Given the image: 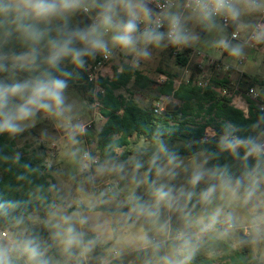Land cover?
<instances>
[{
	"label": "clouds",
	"instance_id": "obj_1",
	"mask_svg": "<svg viewBox=\"0 0 264 264\" xmlns=\"http://www.w3.org/2000/svg\"><path fill=\"white\" fill-rule=\"evenodd\" d=\"M152 2L153 0H0V73L9 72V63L14 70L38 73L23 81L12 76L0 79V134L15 136L22 133L34 123L38 113L59 119L73 142L77 134L84 132L82 123H73V105L66 102L67 78H71L73 73L60 67L64 60H69L76 68L82 69L87 63L85 58L94 59L97 55L108 58L113 49H119L132 57L131 65L135 68L141 59L150 58L149 46L159 47L165 40L173 46H187L195 40L196 37L186 27L188 19H195L211 29L216 26L217 17L237 22L245 13L264 12V0H184L180 7L188 15L177 8L173 0H165L164 4L156 0L161 11L154 13L148 7ZM77 12H95L92 23L85 27H70L69 19ZM165 23L167 31L162 32L160 28ZM141 24H144L143 29ZM252 27L250 38L256 43H264V23H257ZM12 39L26 51L4 52L5 45ZM215 46L227 51L232 57L238 58L243 54L241 45H233L226 38L219 39ZM45 65L46 67H42ZM220 147L234 154L237 148L243 147L245 160L254 156L257 158V166L264 161V143L252 137L242 140L229 139L225 135L221 138ZM16 159L19 160V155ZM91 159L85 152L83 161ZM180 163L177 154L163 141H158L156 150L148 161V171L143 177H138L136 173L143 165L135 161L132 176V182L137 187L148 185L151 202L144 201L134 190L127 196L129 212L124 214L127 219L135 216L137 219L142 217L157 223L161 207L181 214L183 227L176 231L177 243L173 245L170 254L159 257L160 264H190L205 235L215 233L218 238H224L236 227L239 217L234 210L226 211L222 206L211 210L208 208L213 204L218 188L228 193L233 203L247 205L255 202L254 208L264 207V192L260 191L256 168L247 173L248 182L245 184L239 178L233 179L224 170L205 169L202 164H198L188 180L192 189L206 176L218 183L209 184L200 191L196 203L204 208L200 214L194 215L196 204L188 207L196 196L194 191H185L184 188L175 190L167 183L157 184L156 180L150 178L153 170L157 178H174L175 169ZM81 167L87 169L89 165L82 162ZM96 171L100 175L123 173L124 165L106 162L98 165ZM16 206L13 201H5L0 203V211L7 215V209ZM95 207V202H89L90 209ZM49 208V220L45 223L50 229L51 239L60 246L67 259H75L79 264L93 250L99 236L85 240V233L79 231L76 225L83 228L89 223V218L81 213L65 214L55 203L50 204ZM14 219L17 227L24 223L23 217ZM262 225L264 214L253 215L249 220V226L255 233L261 231ZM101 227L102 225H96L94 230L98 231ZM169 231L167 221L159 224L158 232L167 236ZM5 239L7 243H4ZM134 241L144 249L150 248L153 253H159L162 247L160 242L154 241L145 232L136 235ZM45 252L46 249L42 248L37 236L23 235L21 239L6 233L0 237V264H14L13 253L26 257L25 264H59V261L53 262L46 258Z\"/></svg>",
	"mask_w": 264,
	"mask_h": 264
},
{
	"label": "rangeland",
	"instance_id": "obj_2",
	"mask_svg": "<svg viewBox=\"0 0 264 264\" xmlns=\"http://www.w3.org/2000/svg\"><path fill=\"white\" fill-rule=\"evenodd\" d=\"M82 14L93 17L95 12L90 14L83 12L75 13L69 19V26L73 27ZM185 15H188V13ZM260 16L261 12H255L250 14L245 13L240 17V32L243 36L253 29L252 26L255 25ZM201 26L206 27L195 19L187 20V29L191 35L196 37L188 46L195 51L202 52L204 56L211 59L221 60L223 64L230 65L243 73L245 76L242 87L245 90L248 85H253L260 95L259 103H257L259 106L260 104L264 105V44L261 43L257 46L256 44L233 42V45L239 44L242 46L243 54L238 58L232 57L227 51L224 53L221 48L215 46L219 39H228L231 32L216 20V26L211 29L206 27L207 31L202 36L199 34V27ZM148 50L151 53L150 58L141 59L138 67H135L149 80L150 89L146 91L145 95L138 93L133 96L143 106H145V103H153L151 97L157 96L159 88L168 80H173L176 87L183 82H187L195 71L197 62L200 61V58L191 56L186 66L177 64L176 56L171 52V48L166 40L159 47L149 46ZM98 57L99 55L94 59H88L85 68L86 73H88L87 69L89 65H92ZM131 61L132 57L130 55L119 49H113L112 59L107 67L108 72L113 73L115 68H121L123 64L131 65ZM240 61L242 62L241 64ZM207 63L208 60L205 59L204 65L207 66ZM241 73L233 70L229 75L236 81L241 78ZM10 76L19 81L26 79L15 74ZM217 76L213 75L214 79L219 80ZM222 76H225V74ZM98 90L97 88L90 90L77 83L68 84L65 90L66 102L73 105V123H82L85 127L83 133L76 135L75 142L69 139L68 132L62 126V122L59 119L47 116L44 113H38L34 123L21 133L22 138L18 140L17 148H23L28 145L31 151L38 152L43 147L42 152L45 153L46 163L51 169L50 172L54 183L52 195L53 200L57 201L56 205L65 214L70 215L73 212H79L89 218V223L83 228L78 224L76 225L79 231L85 233V240L95 239L99 236L93 250L85 259L79 261V264H160L159 257L168 255L172 251L167 247V243L175 240L176 231L183 227V221L180 218L181 214L177 211H170L167 208L161 207L159 221L152 223L142 217L137 219L133 216L131 219H127L124 214L129 211L126 213L119 212L125 205H128L127 196L133 190L144 201L151 202V196L147 194V184L137 187L132 182L134 162L137 161L136 156L128 155L125 160L121 159L120 156L123 153L121 149L117 150L118 158L111 163L123 164V173H105L103 175L97 173L96 169L98 165L106 163L100 162L97 152L96 133L100 131L106 121L101 117L99 108L94 101ZM118 93L129 96L126 90L118 91ZM91 97L93 101L90 100ZM247 98L249 97L245 93H242L239 96L240 101L234 105L239 109L248 110ZM170 103L178 105V102L166 97H162L159 102V104L165 107ZM212 134L211 130L208 129L207 136L211 138ZM259 140H264V133H262ZM134 141H136V144L132 146L134 150H151L153 152L156 150L157 144L136 139ZM238 151L239 148L236 149L235 154ZM85 152H89L98 161V164L92 170H84L81 167L82 162L87 163V161H83ZM178 160L181 163L175 169V177L157 178L155 175L154 180L157 181V184L163 182L169 184L175 190H179L180 188H184L185 191L192 190L196 193L193 199H198L201 190L207 188L209 184L218 183L217 180L206 176L195 189H192L188 184V180L196 165L202 164L205 169L213 170L209 166V160L205 154L200 153L192 158H180ZM136 175L143 177L144 173L138 171ZM257 179L259 178L257 177ZM241 180L245 184L248 182L247 177ZM259 181L260 191L264 192L263 181L261 179ZM102 193L103 195H101ZM89 202H95L96 207L90 209ZM254 203L251 202L247 205L240 204L239 202L233 203L229 198V194L222 192L218 188L213 204L208 206L209 210L216 206H222L226 211L234 210L239 220L236 227L231 230L229 236L218 238L215 233H209L203 237L202 242L208 244L210 239L218 238L226 241L237 250L240 242V230H243L246 236L252 237V262L264 264V225L261 226L259 233L253 232L249 226V220L253 215L264 214V207L254 208ZM201 206L196 215L203 211L204 206ZM188 207L190 208L189 205ZM101 208H104V210ZM23 220L24 223L19 227L15 225L13 230L11 227L7 228L10 236L14 235L15 238L22 239L23 235H33V233L38 235L42 229V225L46 226L45 222L49 220V215L42 217L39 213H31ZM165 221L168 222L170 228L167 236L158 232L159 224ZM96 225H102V227L98 231H95ZM46 229L51 240V247L48 240L39 235L42 248L46 249V258H50L53 262L59 261V264H65L66 261L67 264H78L75 259L69 260L62 254L60 246L51 239L50 229L47 226ZM141 232L147 233L151 239L162 244L159 253H153L150 248L144 249L138 242L134 241V237ZM4 243H7V241H4ZM223 256L224 253L221 250L213 251L207 255L208 259L213 257L214 264H222ZM13 261L14 264H25L26 258L19 253H13Z\"/></svg>",
	"mask_w": 264,
	"mask_h": 264
},
{
	"label": "trees",
	"instance_id": "obj_3",
	"mask_svg": "<svg viewBox=\"0 0 264 264\" xmlns=\"http://www.w3.org/2000/svg\"><path fill=\"white\" fill-rule=\"evenodd\" d=\"M92 23V17L82 14L73 27H85ZM207 29L199 27V34L205 35ZM172 45L169 44L171 48ZM4 52L21 53L26 51L15 39L5 45ZM189 50L184 55L176 56L177 64L186 66L188 64ZM44 53H42L43 55ZM88 61V58H85ZM8 63V62H6ZM87 66V63H86ZM76 68L69 60H64L60 67L73 73L68 79V84H80L92 90L95 88L88 78L85 68ZM42 67H46L42 66ZM119 68L114 69L112 78H100L96 96L100 104V115L106 120L97 136V152L100 162H113L118 158L117 150H123L121 159L128 155L136 156L143 167L139 169L143 173L148 171V161L154 153L151 150H134L132 146L136 140H143L151 144L163 141L168 148L180 158H192L200 153L207 156L209 166L227 172L234 179H244L247 173L256 168V175L264 184V161L257 166V158L249 156L244 159L245 149L239 148L237 154L222 150L221 138L228 135L229 139H247L252 137L258 141L264 133V112L259 104L247 98L248 111L237 108L232 99L223 95L220 88L225 82L213 79L210 85L202 88L196 84L199 70L195 68L187 82L175 86L173 80H168L158 90V95L151 97V106L146 107L134 99L135 94H144L150 89L149 80L136 68L129 64H123L121 72ZM18 75L29 79L37 75V72H29L12 69L9 63V72L0 73V79L10 75ZM59 75L58 72H54ZM245 76V75H244ZM64 78V77H61ZM131 86V87H130ZM253 85H248V88ZM126 90L129 96L118 93ZM162 97L172 98L178 102L177 111L156 112L157 103ZM93 101L92 97L90 99ZM215 132L214 137L207 136V130ZM91 136V134H89ZM22 134L11 136L8 133L0 134V203L13 201L16 207L8 208L7 215L0 211V229L13 230L16 217L23 219L31 213H39L42 217L49 215V205L57 203L53 200V180L51 169L46 163V155L43 147L40 151H31L30 146L17 148V142ZM19 155V160L16 159ZM155 171L150 173L154 180ZM24 177L19 179V177ZM147 194L149 188L147 185ZM143 199V198H142ZM144 200V199H143ZM194 198L189 204H196L193 214L196 215L202 207L196 203ZM104 210V208H101ZM99 210V209H97ZM129 211V205H125L121 213ZM51 240L46 226L43 224L39 234ZM176 240L169 241L167 247L172 250ZM252 237L246 236L240 230L239 248L236 250L226 241L212 238L208 244L201 242L200 247L190 264H214L213 257L208 259L207 255L213 251L221 250L224 253L222 264H259L252 262L251 255ZM26 258V257H25Z\"/></svg>",
	"mask_w": 264,
	"mask_h": 264
},
{
	"label": "built area",
	"instance_id": "obj_4",
	"mask_svg": "<svg viewBox=\"0 0 264 264\" xmlns=\"http://www.w3.org/2000/svg\"><path fill=\"white\" fill-rule=\"evenodd\" d=\"M159 3L164 4L165 0H159ZM173 3L177 6V8H180V10L184 11L185 14L187 13L186 10H184L180 7L183 5L184 0H173ZM148 7L150 9H152V11L154 13H159L161 11V9L157 6L156 0H153V2L148 5ZM216 20H218L220 22V24L225 29H228L231 32V35L227 39L231 44L233 42H243L244 44H254V45L256 44L257 46L259 44H261V43H256L255 41H253L250 38L252 35L253 29H251L248 32V34H246L245 36L242 35V33L240 32V29H241L240 20L237 22H233L231 20H225L222 17H217ZM257 23H264V12H261V16L255 24H257ZM140 27H141V29H143L144 24H141ZM160 31H162V32L167 31L166 23L164 24L163 27L160 28ZM234 34H235V36H234ZM262 44H264V43H262ZM186 50H189V52L187 54L188 63H189V58L191 56L196 57V58H200V61H198L196 64V69L199 70V74H198L197 79L195 81H196V84L198 86H200L202 88L208 87L210 85L211 81L214 79L213 75H218L217 77L219 78V80L222 82H225L224 86H222L220 88V90H221L223 95H226L227 97L232 99L233 105L236 102L238 103L240 101L239 96L242 93H245L250 99L259 103L260 95L258 94V92L256 91V89L254 87H250V88L247 87L245 90L242 87L244 74L239 72L237 69L233 68L230 65L223 64L221 60H215V59H211L207 56H204V54L202 52L195 51L193 48H191L188 45L187 46H179V47L173 46V45L171 46V52L174 53L175 56L184 55ZM224 53H226V51H224ZM111 59H112V54L108 58H105L104 56L99 55V57L96 59V61L92 65H89V67L87 69L88 78H89V81L93 85H95V88L99 89L97 83H98L100 78H112L113 77V73L108 72V69H107L108 64L110 63ZM205 59L208 60L207 66L204 65ZM241 63L242 62L240 61V64ZM233 70H235L238 73H241V78L239 80L234 81L232 79V77L229 75L230 72H232ZM223 74H225V76L221 77V75H223ZM94 101H95L96 106L99 108L100 104L98 102L97 97H95ZM259 107H260L261 111L264 112V105L260 104ZM164 110H165L164 105L157 104V108H156L157 113L163 112ZM244 111L247 112L248 110H244ZM258 142L264 143V140H258ZM87 153L92 158L90 161H87V163L89 165V167L87 169L92 170L98 164V161L96 159H94L89 152H87ZM87 169H84V170H87ZM6 233L9 235L10 232L8 229H0V237H3L4 234H6ZM4 241H7V239H5Z\"/></svg>",
	"mask_w": 264,
	"mask_h": 264
},
{
	"label": "water",
	"instance_id": "obj_5",
	"mask_svg": "<svg viewBox=\"0 0 264 264\" xmlns=\"http://www.w3.org/2000/svg\"><path fill=\"white\" fill-rule=\"evenodd\" d=\"M179 109V105L175 104V103H170L168 105H166L165 107V111H177Z\"/></svg>",
	"mask_w": 264,
	"mask_h": 264
},
{
	"label": "crops",
	"instance_id": "obj_6",
	"mask_svg": "<svg viewBox=\"0 0 264 264\" xmlns=\"http://www.w3.org/2000/svg\"><path fill=\"white\" fill-rule=\"evenodd\" d=\"M205 28H206V27H205ZM118 70H119V72H121V68H119ZM113 73H114V72H113ZM158 104H159V103H158ZM144 105H145L146 107H149V106H151L152 104H147V103H145ZM210 130H211V132L213 133L211 137H214V136H215V132H214L212 129H210ZM260 138H261V136L259 137V139H260ZM259 139H258V140H259Z\"/></svg>",
	"mask_w": 264,
	"mask_h": 264
}]
</instances>
